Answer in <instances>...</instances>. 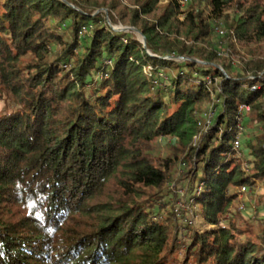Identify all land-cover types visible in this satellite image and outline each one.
Returning <instances> with one entry per match:
<instances>
[{
  "label": "trees",
  "instance_id": "obj_1",
  "mask_svg": "<svg viewBox=\"0 0 264 264\" xmlns=\"http://www.w3.org/2000/svg\"><path fill=\"white\" fill-rule=\"evenodd\" d=\"M162 1L0 0V264H264V0Z\"/></svg>",
  "mask_w": 264,
  "mask_h": 264
},
{
  "label": "rangeland",
  "instance_id": "obj_2",
  "mask_svg": "<svg viewBox=\"0 0 264 264\" xmlns=\"http://www.w3.org/2000/svg\"><path fill=\"white\" fill-rule=\"evenodd\" d=\"M103 1V0H102ZM108 4H113L116 6V11L115 15L117 19L121 21L122 24H119L118 27H124V28H129L125 27L123 23H128L130 18H131V12L135 9H137L136 4L134 3L135 0H106ZM195 0H190L191 2H194ZM196 3V2H194ZM162 4L165 5L167 4L166 0L162 1ZM181 6L184 10L188 8V5L181 0ZM225 31V30H224ZM214 38V44L216 45V49L222 50V48L225 47L221 52L223 55H226L228 52V56L232 57L234 56L233 59V66H234V71H241V59H239V56L244 57V58H249L250 54L248 55V50H254V49H259V53L263 54L264 53V42L262 44H240L237 41L231 42V45H233V48H229V44L227 43V40H220V38ZM142 41V37L140 38ZM223 44V45H222ZM239 54V56H237ZM6 108H10V104L7 101H1L0 102V111L6 110ZM248 113H244L243 115H240L239 117V123H242L244 118L246 117ZM209 119V114L205 115L203 117V120L207 122ZM254 131V129H248L246 134L251 135V133ZM171 145L169 140H160V147L161 150H165L167 147ZM244 145V140L241 138L240 139V148H243ZM184 165H180L178 168L179 171L175 175V178H178V176L185 171ZM242 189V188H241ZM241 189L238 191L240 193L239 195V201L236 204L237 206V213L242 216L246 221L252 223V224H258L260 222L264 221V187L258 185L255 189L249 191L247 190L245 193H241ZM175 193L180 194L181 200L177 202H173L176 206L177 209L179 210H187L188 207L187 204L185 203V199L183 198L184 191H180L179 189H176ZM191 218V217H190ZM195 226H197L198 229L204 230L206 228L205 224L203 222L197 221L194 223ZM217 227H215L216 229Z\"/></svg>",
  "mask_w": 264,
  "mask_h": 264
},
{
  "label": "built area",
  "instance_id": "obj_3",
  "mask_svg": "<svg viewBox=\"0 0 264 264\" xmlns=\"http://www.w3.org/2000/svg\"><path fill=\"white\" fill-rule=\"evenodd\" d=\"M216 33L220 36H223L224 35V30H222L221 28H217L216 29ZM242 111H241V115H243L244 113H249L250 112V109H248L247 107H242L241 108ZM240 147V141L237 140V142L235 143V148H239ZM247 191L246 187H243L241 189V193H245Z\"/></svg>",
  "mask_w": 264,
  "mask_h": 264
},
{
  "label": "water",
  "instance_id": "obj_4",
  "mask_svg": "<svg viewBox=\"0 0 264 264\" xmlns=\"http://www.w3.org/2000/svg\"><path fill=\"white\" fill-rule=\"evenodd\" d=\"M116 30L117 31L119 30V31L129 32L131 29L130 28H124V27H118V28H116ZM133 30H135L137 32L136 29H133ZM142 43H143L144 47L146 48L147 40H145L144 37H142Z\"/></svg>",
  "mask_w": 264,
  "mask_h": 264
}]
</instances>
